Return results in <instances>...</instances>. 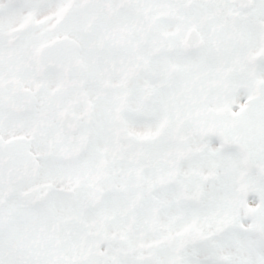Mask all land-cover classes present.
<instances>
[{"label":"snow or ice","instance_id":"obj_1","mask_svg":"<svg viewBox=\"0 0 264 264\" xmlns=\"http://www.w3.org/2000/svg\"><path fill=\"white\" fill-rule=\"evenodd\" d=\"M0 264H264V0H0Z\"/></svg>","mask_w":264,"mask_h":264}]
</instances>
